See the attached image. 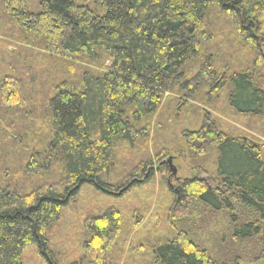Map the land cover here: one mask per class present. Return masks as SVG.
I'll return each instance as SVG.
<instances>
[{
  "label": "trees",
  "instance_id": "obj_1",
  "mask_svg": "<svg viewBox=\"0 0 264 264\" xmlns=\"http://www.w3.org/2000/svg\"><path fill=\"white\" fill-rule=\"evenodd\" d=\"M3 40L16 51L0 49V264L32 244L61 264L62 214L90 188L123 198L153 182L150 142L169 228L127 264H264V142L212 112L224 99L264 134V0H0ZM173 151L192 177L171 175ZM124 218L83 221L81 264H118ZM212 218L229 219L228 243L190 237Z\"/></svg>",
  "mask_w": 264,
  "mask_h": 264
},
{
  "label": "rangeland",
  "instance_id": "obj_2",
  "mask_svg": "<svg viewBox=\"0 0 264 264\" xmlns=\"http://www.w3.org/2000/svg\"><path fill=\"white\" fill-rule=\"evenodd\" d=\"M222 26H224L223 30L226 34L232 32V28L229 24L227 25L226 23H222ZM12 44L14 43L3 40V42L0 43V49L3 51L8 49L14 52L16 51V47L12 46ZM21 73H23V71ZM202 106L205 107L206 105L203 104ZM212 112L215 118L221 120L222 126L226 130L240 132L245 135L253 134L251 141L259 145L261 142H264V134L255 130L258 127H255L254 125L258 123V120L234 113L228 108L224 99L218 102L217 107ZM189 115L193 116V112L190 111ZM166 117L168 116L166 115ZM165 130L166 128L164 129L163 127L162 131L159 133L155 134L152 132L151 137L156 136V138H159L161 134L166 133ZM176 132V134L179 135V131L177 130ZM172 133L173 131L170 133L171 140L174 141L175 144L179 145L180 140H175L176 138L172 136ZM143 147V145H139L138 147L141 155L144 153ZM150 148V154L155 158L154 167H156L155 179L153 182H149L142 187L133 188L123 198L109 196L105 192L100 193L99 191H95L90 188L77 199L72 208H69L62 214L61 222L54 229L55 240L53 241L57 250L55 255H57L56 257L57 260H59V263L71 264L76 262L81 264L82 246L86 237L82 226L83 221L90 216H95L110 206L116 207V209L122 212L123 218L125 217L124 219L126 221V225L124 230H126L127 227L130 229V233L127 237H125L124 234H121V240L119 239L120 243L118 246H122L123 249L121 253L118 254V264H127L129 262L130 255H132L133 259L137 261L138 256L141 257L142 252L140 255L139 250H137L136 247L140 244H145L147 246L148 244L153 243L151 240L157 239V230L159 229V226L163 230H167L169 228V224L166 219V217H168L169 208H167V206L171 205L172 200L167 196L169 193L167 192V189L165 188L163 190L162 188V182H164V180L166 182V175L164 176L159 171V164L157 163L154 155L152 142H150ZM173 148L176 149L177 145L170 149ZM116 152L117 160H120L123 157L128 158L122 150ZM171 155L173 156V163L177 168L178 178L192 177L193 172L187 164V157L190 158V154H188V156L186 155L187 159L185 156L177 155L174 151ZM144 157L145 156H140L139 159L141 160ZM208 160H210L209 157ZM205 163L206 165L204 164V166H208L207 161H205ZM171 185L175 186L176 181H172ZM161 206H163V208H161ZM124 219H122L123 222ZM215 219L219 221L217 218H212V222L210 224H206L208 225L207 227L205 226L206 228L204 227L205 230H202V232H199L196 236L190 235V237L196 242L206 243L213 241L214 245H217L220 241L218 237L225 234L224 237H226V242L228 243V240L230 241V234H228L225 229L226 225H224V228L219 225H222L224 222L227 223L229 219L221 221L222 223H219L217 227H214L215 224L213 225V223ZM219 230L222 232L219 233ZM206 246L208 249H211L209 244H206ZM50 261L56 262L52 255L48 254L47 258L34 244L26 246L22 252V264H50ZM51 264H53V262Z\"/></svg>",
  "mask_w": 264,
  "mask_h": 264
},
{
  "label": "water",
  "instance_id": "obj_3",
  "mask_svg": "<svg viewBox=\"0 0 264 264\" xmlns=\"http://www.w3.org/2000/svg\"><path fill=\"white\" fill-rule=\"evenodd\" d=\"M167 162H168L170 169H171V175L177 177V168L173 164V156H169L167 159Z\"/></svg>",
  "mask_w": 264,
  "mask_h": 264
}]
</instances>
